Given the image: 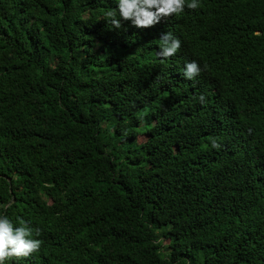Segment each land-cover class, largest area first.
<instances>
[{
  "label": "trees",
  "instance_id": "16d2710c",
  "mask_svg": "<svg viewBox=\"0 0 264 264\" xmlns=\"http://www.w3.org/2000/svg\"><path fill=\"white\" fill-rule=\"evenodd\" d=\"M107 11L0 0V213L43 241L11 264H264V0Z\"/></svg>",
  "mask_w": 264,
  "mask_h": 264
},
{
  "label": "clouds",
  "instance_id": "9594fccd",
  "mask_svg": "<svg viewBox=\"0 0 264 264\" xmlns=\"http://www.w3.org/2000/svg\"><path fill=\"white\" fill-rule=\"evenodd\" d=\"M201 7V0H116V11H107L106 17L112 28L119 30L121 21H129L139 29L150 28L163 18H179L185 9L196 10ZM159 52L162 59L175 56L181 48L180 38L167 31L159 37ZM202 68L196 60L185 63L183 77L195 80ZM203 99V97H201ZM212 148L220 144L212 139ZM40 228H33L31 222L18 219L16 224L3 213H0V264H11L13 259L27 258L41 249L43 241Z\"/></svg>",
  "mask_w": 264,
  "mask_h": 264
},
{
  "label": "rangeland",
  "instance_id": "374dc122",
  "mask_svg": "<svg viewBox=\"0 0 264 264\" xmlns=\"http://www.w3.org/2000/svg\"><path fill=\"white\" fill-rule=\"evenodd\" d=\"M163 237V236H162ZM164 239V238H163ZM169 241H170V239H169Z\"/></svg>",
  "mask_w": 264,
  "mask_h": 264
}]
</instances>
